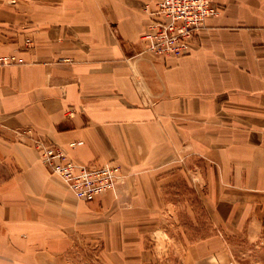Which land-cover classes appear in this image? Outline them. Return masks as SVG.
<instances>
[{
  "label": "crops",
  "instance_id": "obj_1",
  "mask_svg": "<svg viewBox=\"0 0 264 264\" xmlns=\"http://www.w3.org/2000/svg\"><path fill=\"white\" fill-rule=\"evenodd\" d=\"M211 1L190 51L158 56L141 39L154 0H0V55L24 59L0 66V264H70L82 240L104 264H157L180 168L214 227L181 264H264V0ZM38 136L119 164L115 187L78 199Z\"/></svg>",
  "mask_w": 264,
  "mask_h": 264
},
{
  "label": "built area",
  "instance_id": "obj_2",
  "mask_svg": "<svg viewBox=\"0 0 264 264\" xmlns=\"http://www.w3.org/2000/svg\"><path fill=\"white\" fill-rule=\"evenodd\" d=\"M145 9L148 27L141 39L145 50L158 56L188 53L207 18L220 11L211 0H154L153 5L147 3ZM23 61L16 54L0 55V66ZM34 146L40 151L44 164L68 184L78 199L91 200L113 189L121 176L119 164L73 160L61 147L41 136L34 139Z\"/></svg>",
  "mask_w": 264,
  "mask_h": 264
},
{
  "label": "rangeland",
  "instance_id": "obj_3",
  "mask_svg": "<svg viewBox=\"0 0 264 264\" xmlns=\"http://www.w3.org/2000/svg\"><path fill=\"white\" fill-rule=\"evenodd\" d=\"M196 176L180 168L166 182L169 205L163 215L164 228L147 240L150 246H155L159 264H181L182 248L214 229L209 209L197 190ZM226 244L231 245L229 241ZM100 248L96 241H80L70 254V264H104L98 254Z\"/></svg>",
  "mask_w": 264,
  "mask_h": 264
}]
</instances>
